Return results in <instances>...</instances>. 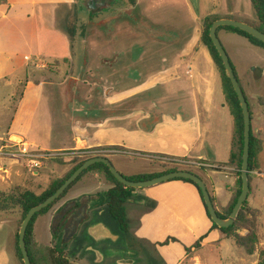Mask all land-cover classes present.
<instances>
[{
  "label": "crops",
  "instance_id": "1",
  "mask_svg": "<svg viewBox=\"0 0 264 264\" xmlns=\"http://www.w3.org/2000/svg\"><path fill=\"white\" fill-rule=\"evenodd\" d=\"M74 1H31L38 40L36 66L44 76L25 84L18 82L23 90L9 98L14 116L0 136V149L18 152L20 143H26L33 151L66 159L84 153L101 155L117 163L127 178L163 175L167 170L162 164L176 162L203 179L217 211L226 213L237 189L238 169L230 163L235 124L219 69L202 41L203 25L207 18L218 17L257 26L251 0H118L94 14L104 15L100 29L87 30L86 37L79 32L87 44L81 61L75 52V38L62 28L74 12ZM111 9L118 13H110ZM218 36L235 73L242 76L238 79L248 99L251 131L264 143V96L257 93L264 83V67L248 60L251 50L264 49L225 29ZM90 40L93 44L88 47ZM251 67L255 68L252 74L248 72ZM262 156L264 144L250 171L247 200L249 207L259 212L260 235L264 211L257 205V197L259 181L264 182ZM46 163L38 170L48 173L45 186L31 179L22 183L37 195L64 172L58 162L48 165L60 168ZM1 168L7 175L0 173V180H12V170ZM86 176L77 194L37 219L32 247L36 260L42 248L57 247L52 224L64 204L85 199L106 206V193L113 186L101 183L105 189L91 188V178ZM125 207L131 237L148 248L155 245L162 257L160 263L208 264L200 254L192 258L189 249L216 246L223 255L225 241L231 240L213 228L198 189L182 180L136 189ZM104 215L111 220L106 212ZM105 227L111 230L101 222L89 231L105 239L110 235ZM15 234L16 229L0 248V264H21L15 252ZM252 257L258 264V257Z\"/></svg>",
  "mask_w": 264,
  "mask_h": 264
},
{
  "label": "rangeland",
  "instance_id": "2",
  "mask_svg": "<svg viewBox=\"0 0 264 264\" xmlns=\"http://www.w3.org/2000/svg\"><path fill=\"white\" fill-rule=\"evenodd\" d=\"M31 1L32 0H0V136L5 133L10 127L11 117L14 116V110L11 108L12 100H10V96L11 94H15L16 92L20 94L23 90V88H20L18 82L22 81V83L25 84L28 79L37 80L44 76L42 74V71L38 70L36 66V63L39 62V57H37L38 40L36 36L37 30L35 24L34 6L31 5ZM83 1L84 0L74 1L75 4L73 14L70 15L69 20L67 22L62 23V28L66 30V32L70 36L75 38L74 48L80 61L82 60L86 47L85 45L87 44L83 43V36H79V32H81V34L86 37L87 30L96 31L102 27V21L104 18L103 14H100L96 17L95 15L90 13L86 8H82ZM114 2L116 4L118 3V0H115ZM111 12L112 14H115L118 13V10L111 9L110 13ZM3 14L6 15V18H3ZM99 33L98 36L102 37V35ZM112 42L114 44V41ZM90 43L93 44V42L90 40L88 47L90 46ZM248 60H250V62H254L255 65L262 64V66L264 67V51L258 49L251 50V53H249L248 55ZM249 64L250 63H248L247 66H249ZM254 69L255 68L251 67L248 69V72L252 74ZM79 70L80 68H78L77 70L78 75L80 74ZM238 76L240 79H242L241 74H239ZM257 93L264 96V83L259 88ZM250 101L252 104V100ZM75 157L76 158L69 159H66L64 157L48 159V161L46 160L44 162L43 167L41 169L44 168L46 162L47 165L50 162H58L59 164H61V166H63L62 169L64 172L60 175L64 177L66 175V171L69 168L73 167L75 163L74 161L86 159L88 157H91V155L87 154L83 157ZM262 157L264 163V156ZM111 162L113 163L114 161ZM50 165L48 166L50 167ZM113 165L118 171L120 170L118 169L119 165L117 163L114 162ZM162 165L165 170H169L171 168L182 169V167L178 163L172 161H167L165 164ZM0 166H5L8 170H12L13 173L12 180L7 181L6 183L0 180L1 191L7 190L12 186L16 185L14 189H16L17 191L24 192L27 190V188L22 185V183L26 179L33 180L34 182H36V185H42L41 187H43V185L45 186V184H47L48 182L49 176L47 172H30L27 163L24 162L21 158H1ZM61 166L56 165L55 167L60 168ZM0 173H2V176L7 175L4 174L5 172L3 173V168L0 169ZM87 177L91 178V180H89L88 182V185L92 186L91 188L103 187L102 190L105 189V187L102 186L101 183L113 186V184L108 181L104 172H91L86 176V178ZM259 183L261 185V188L258 192L257 205H259V207L264 211V182L260 180ZM81 186L83 185H80L79 182L66 195V197H64L52 208V210L61 205L63 201L69 198V196L77 194L79 192L77 190L82 189ZM20 220L21 212L19 209H14L10 212L5 213L0 212V248L4 244L5 240L9 238V235L11 234V232L14 231V229H16V233L20 230ZM102 221L108 223V225L113 229L118 228L115 223H113L111 220H108L107 217H104ZM260 238L261 241L258 245V251L255 253V255L258 257V262L259 253L260 251L264 250V216L262 218ZM134 239L135 238H133V241L135 242ZM141 246L142 245L138 244V247ZM148 249L149 259H151L154 264L155 262L157 264H166L163 263V261H161V263L159 262L158 259L161 260L162 257H160L159 251L155 245ZM189 253H192V258L193 256H195V254H200L201 257L204 258L207 261L206 263L208 264H221L222 262L223 264H254L256 260V257L248 256L243 250L238 249L232 240L225 241L223 247V255L221 254L219 248H217L216 246H206L203 248H199V246L196 245L194 247V250L192 248L189 249ZM65 255L73 258L71 256V252H67L65 253ZM76 260L80 264H86L84 261H80L79 259ZM148 263L150 262L147 261L146 263V261H144L143 264Z\"/></svg>",
  "mask_w": 264,
  "mask_h": 264
},
{
  "label": "trees",
  "instance_id": "3",
  "mask_svg": "<svg viewBox=\"0 0 264 264\" xmlns=\"http://www.w3.org/2000/svg\"><path fill=\"white\" fill-rule=\"evenodd\" d=\"M253 7L255 9L257 18H258V25L255 26L258 30L264 33V0H251ZM218 17H209L204 21L203 25V34H202V41L208 47L211 52V55L219 69L221 82L223 87V93L226 99V103L230 109L231 115L234 119L235 129H234V139H233V150L231 154V164H235L237 166V189L234 195V199L231 203V206L227 210L226 213H222L218 211V215L221 218H228L238 200V197L241 194L242 190V180H241V167H242V160H243V149H244V118H243V111L240 105V101L238 96L234 90V87L227 76L226 69L224 67L223 61L216 50L211 38H210V28L212 24L219 20ZM228 30L234 32L247 40L249 42L258 47L264 49V42L252 37L248 33L232 28V27H220L218 29V33L220 30ZM237 76V74H236ZM238 78V76H237ZM239 80V79H238ZM240 82V80H239ZM246 100L248 101L247 97ZM263 142L257 139L251 131V149H250V171L254 170V163L258 159L261 151L263 150ZM78 157V156H77ZM76 158V157H75ZM93 158V156L88 157L86 159L74 161V165L72 169L61 178L53 179L46 190L37 195L33 191L26 190V191H17L16 189L12 188L10 190H5L0 192V212H10L14 209H19L21 212V220L20 224H22L24 218L26 217L27 213L30 209L40 205L43 203L47 198L52 196L63 184L64 182L80 167L82 166L87 160ZM190 171L188 168H171L164 172L163 174L175 172V171ZM91 172H104L109 182L113 184V187L106 193V214L109 216L111 221L115 223L118 227L119 231L124 232L125 234H129V224L127 221V213L125 205L127 202L133 197V193L136 191L134 188H128L121 183H119L115 177L110 172V169L104 164H95L89 167L83 174L65 191V193L52 205L43 209L39 213L35 215L32 222L29 225L27 235H26V243L27 248L32 260L33 264H73L65 257L64 254L59 253L58 249L54 248H42L41 250V257L36 260L34 258V254L32 253V247H34V228L37 219L41 216L47 215L52 208L60 202L66 195L88 174ZM161 174H154V175H140L133 178H128L133 181H143L149 180L154 177L160 176ZM197 175V174H196ZM200 177V176H199ZM202 179V178H201ZM182 180L188 183L193 184L199 191L201 199L203 200V195L200 188L191 180L188 179H176ZM251 181V178H250ZM212 201L214 202V198ZM204 203V201H203ZM205 205V204H204ZM206 208V206H205ZM208 213V212H207ZM209 216V213H208ZM210 219V216H209ZM259 212L256 210H252L249 207V202L246 201L235 224L229 228H219L215 223H213L214 229H219L226 235L227 239H231L235 242L236 246L242 249L247 255L253 256L258 251V245L261 241L260 234H259ZM15 250L16 256L18 260L23 263V256L19 247V231L16 233L15 236ZM258 264H264V250L260 251L259 253V262Z\"/></svg>",
  "mask_w": 264,
  "mask_h": 264
},
{
  "label": "water",
  "instance_id": "4",
  "mask_svg": "<svg viewBox=\"0 0 264 264\" xmlns=\"http://www.w3.org/2000/svg\"><path fill=\"white\" fill-rule=\"evenodd\" d=\"M105 2L106 3H104L103 0H101L102 3L101 4L98 2L96 3L95 0H85V7L92 12H96L102 8L107 7L108 4L111 2V0H105ZM220 27H232L242 30L262 42H264V33L248 23L234 19H228V18L216 20L210 28V38L223 61L227 76L230 79L234 87V90L238 96L244 118V149H243V160L241 167L242 190L231 215L226 219L221 218L218 215V211L212 201L211 194L208 190L207 184L198 175L190 171L180 170V171L166 173L149 180L133 181L125 177L123 174H121L107 157L96 156L87 160L82 166H80L52 196L47 198L40 205L29 210L19 230V247L23 256L24 264H33L27 248L26 235L29 225L32 222L35 215L40 211H42L43 209L52 205L54 202H56L65 193V191L83 174L84 171H86L89 167L95 164L106 165L110 169V172L115 177V179L119 183H121L122 185L128 188L144 189V188L154 187L174 179L191 180L200 188L202 192L203 201L206 206L207 212L209 213L211 221L215 223L219 228H229L235 224L245 202L249 198V194L251 190L250 189V155H251L250 149H251L252 119H251L249 103L246 100L243 89L236 76L235 69L230 61V58L224 46L222 45L219 39L218 29ZM106 230L108 231L109 234H112V231L109 228H106Z\"/></svg>",
  "mask_w": 264,
  "mask_h": 264
},
{
  "label": "flooded vegetation",
  "instance_id": "5",
  "mask_svg": "<svg viewBox=\"0 0 264 264\" xmlns=\"http://www.w3.org/2000/svg\"><path fill=\"white\" fill-rule=\"evenodd\" d=\"M114 1L111 0L103 10L113 6ZM83 7L86 8L85 0ZM88 11L93 15L99 12ZM105 208L106 206L102 203L92 205L91 201L85 199L71 200L64 204L56 212L52 224V231L58 241L56 249L59 253L65 255V253L71 252L74 259L84 261L86 264H143L144 261L151 262L148 256L149 249L145 245L138 247L139 243L133 241L130 232L125 234L104 222L112 231V234L107 238L102 239L100 238L101 234L90 233L89 230L94 224L103 222ZM70 233L72 234L70 235Z\"/></svg>",
  "mask_w": 264,
  "mask_h": 264
},
{
  "label": "built area",
  "instance_id": "6",
  "mask_svg": "<svg viewBox=\"0 0 264 264\" xmlns=\"http://www.w3.org/2000/svg\"><path fill=\"white\" fill-rule=\"evenodd\" d=\"M21 148L18 152H9L6 147L0 149V157H14L21 158L27 163L30 172L34 173L43 167L46 160L58 157L57 155H52L43 151H33L31 150L29 144L20 143ZM87 154H80L83 157ZM198 167H205L203 164H199ZM4 171V170H3Z\"/></svg>",
  "mask_w": 264,
  "mask_h": 264
}]
</instances>
